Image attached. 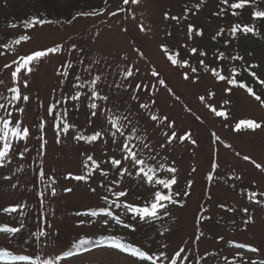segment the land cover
<instances>
[{
	"label": "rangeland",
	"instance_id": "374dc122",
	"mask_svg": "<svg viewBox=\"0 0 264 264\" xmlns=\"http://www.w3.org/2000/svg\"><path fill=\"white\" fill-rule=\"evenodd\" d=\"M9 1L11 0H0V19L10 15ZM13 1L20 2L21 0ZM111 1L106 12L97 15L77 16L71 23L37 25L35 28L22 31L13 29L12 35L18 38L21 35H27L31 39L23 41L20 45H12L11 50L0 48V52L4 53V55H0V80L4 81V84H0V95L9 97L12 95L10 92H6L7 88L12 86L10 75L12 69L1 71L4 64L11 63L13 59L30 54L35 50H44L59 43L72 44L75 35L79 31H83L88 37L87 43L92 45L97 55L105 56L116 63L122 62L121 64L125 68H133L134 76L125 82L132 87H129L127 91L124 89L117 90L119 94L116 96L120 98L117 100L124 101L126 106L124 112L128 110L135 117L134 125L138 129V133L134 135L146 136L148 138L146 142H151L161 156H166L168 164L178 168V173H175V176L177 175L182 181L180 184L177 183V186L181 187L183 183H187L186 191L182 189L184 192H189L187 197H175L182 206L175 208L170 219L166 218L159 229L162 244L168 242V247H172L171 251L178 248L180 244L189 246L193 239L199 236L195 234L198 231L203 232L199 243L201 253L205 252L206 254L203 264L213 263L214 256L207 253L223 246L225 241L257 247L260 249L259 254L264 256V210L260 205L258 206L247 199V195L251 191L264 192V172L256 169L251 162L255 160L256 163L264 166V104L257 101L245 89L239 87H233L231 93H226L225 89L230 87L226 82H218L210 73L199 74L203 68L198 62L200 59L205 60V58L198 54L190 56L195 60L193 66L198 68L199 79L196 83H193L192 79L185 80L183 78L185 71H188L190 76L195 77L196 74H192L189 68L173 66L167 60L161 48L163 45L162 34L167 31L171 35V40L177 42L171 27L174 25L183 27L182 23L171 19L173 16L181 17V15L175 14L180 13L176 7L180 4L177 2L193 6L191 3L200 2V0H140L136 4L130 0L126 5L123 0ZM163 10L165 11L163 12ZM112 12L117 14L112 16L110 15ZM166 13L168 19H165ZM186 14L190 19L189 10L184 15L186 16ZM206 16L207 14L203 12L201 22ZM195 22L200 24L197 20ZM141 26H143L144 31H141ZM193 30L196 31L195 28ZM178 32L180 33L178 43L181 46L184 41L182 40L184 34L181 35L179 29ZM79 38L84 39L82 35ZM163 38L166 39V37ZM192 38L193 42L186 41L185 44H190L199 50L201 47L206 48L204 46L206 42H202V38L195 34L192 35ZM262 38L251 35L244 40L264 47ZM5 43L12 44L11 41H0V44ZM125 57L127 59H124ZM262 58H264V52ZM59 62H61L59 53L50 54L48 57L35 62L32 65L33 72L27 77L29 87L23 89V92L28 94L30 99L28 102H21L18 105L25 109L24 113H16L11 108L9 110L13 111L14 116L18 117L24 126L31 130V137L34 128L36 136L41 133L39 120L44 122L43 140L46 143L43 170L47 177L51 174L53 177L57 176L58 195L56 194L51 198V206L54 215H56L54 231L56 232V229L61 228L64 232L59 237V246L63 247L65 246L64 241L69 238V235H65V233L67 232L66 228L71 227V222L67 221L64 216L57 218L58 214L63 215L64 212L73 207L78 210L86 208L91 205L90 199L93 197L88 194L90 192L87 189L80 187L82 185H74V183L64 181L61 178L67 171H77L79 157H76L78 149L74 145L71 148L64 146L63 140L68 135L57 136L58 129L53 127L54 123L58 122L53 119L55 113L53 116L48 115V108L54 102V95L61 97L62 94L67 95L74 91L69 83L66 87L69 86L70 90L67 89L65 93H55V90L60 91L61 89V77L58 75V70L63 71V67L57 69ZM153 70L159 72L160 75L153 77L151 75ZM84 73L89 77L87 72L84 71ZM159 80H164L167 84L160 85ZM136 83L149 85V88L136 92L135 95L138 99L132 100L131 96ZM151 85H156V87L153 89ZM210 92L215 93V95L209 97ZM201 96L205 97L204 102L199 99ZM153 100L155 104H152ZM225 100L229 103L225 104ZM141 103L149 104V109H141L139 107ZM74 104H77V109L73 110L67 104H63L58 106L59 112L62 113L64 106H66L65 108L68 110L67 119L70 122L73 119L76 120L79 127L86 130L82 132L91 134L94 130L107 128L103 116L90 117L91 110L87 107V102L81 100L80 102L75 101ZM206 105H211L217 111H224L227 114V119L216 116ZM150 114L158 115L161 118L166 116L168 119L163 125L157 127V122L150 120ZM89 118L94 121L92 126L88 124ZM244 120L255 121L261 127L252 130L242 126L239 131L234 130L235 125ZM169 122H174V130L178 136L190 133L191 139H186L184 142H180L178 139L174 140L171 145L161 150L159 143L165 141L162 132L171 131L166 127ZM210 136L212 139L216 136L220 139L217 140L216 144H213ZM105 138L108 139L107 145L98 141L92 147L88 146V151L94 150V158L98 160L107 159V156L104 155L105 152L108 156L119 157L120 153L112 145L110 138L107 136ZM58 139L59 142H57ZM192 140H195L196 143L193 144ZM31 142L39 148V138L37 140L31 139ZM133 142L136 143L137 141ZM29 145V140L16 144L15 154L12 156L14 158L5 167H0L4 175H11L10 179L0 177V208L5 203H21L23 200L29 204L33 202L31 199L34 198V193L31 192V187L29 186L27 190L23 188L34 183V181L20 175L19 177L16 174L18 173L17 169L28 162L31 154L29 150L25 153L26 156L23 160H17L16 155L25 146L29 149ZM213 153L216 155L215 160L218 168L212 181H209L210 184H207L204 181V175L209 169V162ZM244 156H249L251 159L245 161ZM236 176H240L241 179L236 180ZM215 177L219 178L214 179ZM222 178H224L223 184L220 180ZM190 183L191 186H189ZM13 184L16 185L15 188L12 187ZM127 187H132V185ZM66 188H71L72 191L68 194L64 193V195L62 191ZM174 190L176 189L174 188ZM257 199H264V197L258 196ZM221 204H224L225 207L221 208L219 206ZM229 207L236 209V211H227ZM245 207L248 208V213L241 211ZM249 215L252 216L253 222L245 224L244 220ZM205 216L210 217V219L197 220L198 217ZM98 225L102 226L103 220L99 221ZM165 228L169 231L161 235L160 233ZM22 238L23 233L20 234V239ZM221 238H223L222 242L218 243L217 241ZM15 247L16 251H26ZM242 250L239 252L242 254L245 264H250V261L254 260L252 257L255 253L245 248ZM0 264L30 263L23 260H6L0 261ZM59 264H139V262L129 255L104 245L86 252L76 253L68 258H61Z\"/></svg>",
	"mask_w": 264,
	"mask_h": 264
},
{
	"label": "snow or ice",
	"instance_id": "6c2138e0",
	"mask_svg": "<svg viewBox=\"0 0 264 264\" xmlns=\"http://www.w3.org/2000/svg\"><path fill=\"white\" fill-rule=\"evenodd\" d=\"M133 4L139 3L140 0H131ZM205 2V0H200L198 4L195 5L196 9H199L200 6ZM124 4H128L129 0H123ZM220 4L226 7L220 9L217 12V15H224L227 14L228 10H235V9H244L248 5H254L255 0H235V2H230V0H220ZM96 12H80L77 13L78 16H89V15H97ZM117 13L112 12L110 15L115 16ZM232 15H238L237 12L233 11ZM254 19H264V11H254L252 13ZM168 14H165V19H168ZM73 20L76 17L72 18ZM173 20H177L178 17H171ZM23 27L25 29H32L35 28L37 25L43 26L47 23H54V21L46 20L39 17H32L31 19L24 20ZM71 23V21H69ZM16 24H10V27L15 28ZM141 31H144L143 26H141ZM224 29L221 28L217 33L216 36L213 37L215 40L217 37L221 36L224 33ZM243 32L244 34L253 33L255 34V29L253 27H249L247 25L241 27L240 24L234 25L230 29V33L232 36H235L237 32ZM195 34L197 36H202V31H195L193 27L189 25V37L191 38L192 35ZM31 39L30 36L21 35L18 39L12 41V44H0V48L5 50H11L12 45H20L23 41H27ZM227 43V42H226ZM162 51L164 52L166 58L173 66L181 67V68H189L192 74H196L195 77L190 76L188 71L183 73V78L185 80L192 79L193 83H196L199 79L198 75V68L191 66L187 59L180 58L179 52H171L167 46L161 45ZM76 50V45L73 44L68 49V54L71 55L72 52ZM63 51L62 45H56L53 47H48L44 50H35L30 54H25L19 56L17 59H13L11 63H6L3 65L5 69H12L10 75L12 80V86L7 88V91L12 93L9 96L0 95V167H5L7 163L11 162L12 156L14 153V148L16 144L21 141H27L30 137V130L28 127L24 126L23 122L18 119V117L14 116L13 111L9 109H14L16 113L23 114L25 109L19 107L18 105L21 102H28L30 97L28 94L23 92V89H27L29 87V80L27 77L33 72L32 65L42 60L43 58L48 57L50 54L54 55L57 53H61ZM192 55H199L200 57H206L207 53L205 51H201L196 47H192L190 49ZM0 55H4L3 52H0ZM124 59H127L125 57ZM217 60H226L228 57L225 56L223 52H219ZM231 59L233 61L240 60L243 61V56L235 55L232 56ZM80 64H85L83 59L78 61ZM95 64H99L100 61H95ZM199 65L202 66L203 71L206 73H211V75L218 81V82H226L230 87L225 89L226 93H231L233 87H239L241 89H245L250 95L254 96L257 101H260L264 104V100L261 99L260 95H257L253 88L248 86L242 80H238L237 77L240 73L236 70V68H231L227 75L223 74V69L219 67H209L207 63H205L204 59L199 60ZM63 71L58 70V75L62 77L61 84L65 81H69V76L71 74L72 79L69 81L71 84V88L74 90L69 92L67 95L62 94L59 99L54 98V102L48 108V115L53 116L54 121L59 120V123H54V129H58L57 136L59 137L61 134L68 135L69 131L73 132L72 139L77 142H84L85 144H95L97 141H101L104 145L108 144V139L105 137L107 136L110 138L111 143L115 146L120 155L119 157L113 155L108 156L107 152L104 153L107 156V159H100L99 161L94 158L92 154H87L84 156L82 160V170L83 174L74 175L72 173H68L65 176V179L75 180L77 182L83 181L87 182L95 173H99L104 180H107L108 183L105 184L103 181L100 183L99 187L105 189L109 195H102L100 198L104 202V206L100 207L99 212L97 211H90L87 213H80L77 212V216H91L97 217L101 214L104 216L111 218L115 221L116 224H122L124 228H132L135 231V227L131 223H124L121 219V215L131 214V219L135 221L139 218L140 221H157L162 220L164 217L169 216L170 213L168 211L169 205H175L180 203L175 199V197L180 196L181 193L174 192L173 186L177 184V178L175 173L177 172L176 167L168 164L167 157L161 156L160 152L156 151L155 146L151 142H146L148 138L146 136H140L138 133L137 127L133 124L132 119L130 118L129 114L124 112H117L114 107H102L97 101L102 102H109L110 97L107 94H102L100 91V87L104 82L103 74H96L92 75V63L85 65L84 71L89 73L90 79H82L79 73H70V70L73 68L72 62L66 61L65 64L62 66ZM258 67V65H249L244 71L248 72L250 76H252L260 85L264 86V79H260L257 76V73L251 71L252 68ZM119 74L121 75L122 79L120 83H115V87L117 89L123 88L124 91H127L129 87H132L130 84H125L126 81L129 80L130 77L134 76V71L132 67H126L125 69H121ZM153 77H158L160 74L159 72L153 70L151 72ZM158 83L160 85H164V80H159ZM0 84H4L3 80H0ZM111 87V86H109ZM156 85H151V88H155ZM149 85L136 83L133 88V95L131 96L132 100H137L138 97L135 95L136 92L143 91L148 89ZM87 89V91H84ZM169 91H171L169 89ZM90 94V95H89ZM215 93H209V97H213ZM81 97H86L88 100L87 107L91 110L90 117L97 118L99 116H103L105 121L109 127L102 128L101 130H94L91 134H85L82 131L77 130V126L75 123L70 122L67 119L68 110L65 108L63 112H56L57 106H62L63 104L68 103L69 101H81ZM201 102L205 101V97H199ZM225 104L229 103V101L225 100ZM152 104H155V101H152ZM75 106V105H74ZM210 108V110L218 117H224L227 119V114L224 111H217L216 108L212 107L211 105H206ZM141 109H149L150 105L147 103L139 104ZM88 119L89 126L94 124L93 119ZM151 121L157 122V127L163 125L164 122L168 119L166 116L161 118L158 115L150 114L149 116ZM199 119V117H197ZM246 127L252 130L260 128L261 125L252 120H244L240 121L235 125L236 131L241 130V128ZM166 127L171 131H163L162 135L165 138L163 143H159V149L163 150L168 145H171L174 140H179L180 142H184L186 139H191L190 133H184L183 135L177 134L174 130V122H169ZM41 131L44 129V122L42 121L39 125ZM215 136V133H213ZM216 140L220 138L218 136L215 137ZM43 140V137H41ZM133 141H137L134 143ZM59 142V139L58 141ZM193 144L196 143L195 140L191 141ZM46 143V141L44 142ZM44 143L41 144V149L44 148ZM230 147V146H229ZM29 149L25 146L22 151H19V155L22 158L25 153H27ZM243 159L245 161L250 160L249 156H244ZM256 169H259L261 172H264V166L260 163H256L255 160L251 161ZM174 164V162H173ZM105 165L108 168H105ZM218 167V164L213 163L212 168L215 169ZM108 169L114 170L117 174L116 178L108 180L110 176V171ZM22 169H17V171H21ZM195 171V169H193ZM162 174H169L162 176ZM40 181H44L46 178L51 181L50 184L47 185L48 188L51 189V195H56V188L53 187L56 183L55 178L47 177L46 172L41 167V170L38 173ZM131 177L137 181L140 185H147L149 186L152 191L148 199L143 201L142 203H135L129 202V190L127 188H123L121 190H116L120 187L121 182L124 180L125 177ZM6 179H10V177H6ZM213 177L211 175L208 176V180H212ZM236 180L241 179L240 176L235 177ZM191 186V183L189 184ZM13 188L16 187L15 184L12 185ZM65 192H71V188L64 189ZM90 191L96 193L97 189L95 187H91ZM41 197L44 196V193H39ZM184 195H188L187 192ZM264 197V192H257L251 191L247 195V199L255 203L257 205L264 206V199H257V197ZM121 198H124L121 201ZM43 203V200L40 201ZM182 206V205H181ZM221 208H224L225 205H219ZM123 209V212L120 215L114 214L112 209ZM3 212H16L17 207H4L2 209ZM229 212H235L236 209L234 208H227ZM244 213H248V208L241 209ZM210 217H198L197 220H207ZM253 222V218L251 215L248 216L246 220H244L245 224H249ZM85 221L81 219L79 224H84ZM103 223L105 226L109 224L108 219H104ZM51 227V225H49ZM18 228L14 227H2L0 228V232L5 233H16L18 232ZM169 231V229L165 228L163 232L160 234L163 235L164 232ZM37 235V239L40 237H45L48 235L45 231H39ZM203 236V232L200 233L199 236H196L195 239L199 240ZM222 239V238H221ZM116 248H121L123 251H126L131 254L132 257L138 258L139 264H165V261L168 264H185V262L189 259L187 255V251L185 247H179L178 250L174 251L173 254L169 255L166 249L168 245H162V249L155 253H150L149 251L141 250L140 247L131 246V245H124L121 243H117L114 245ZM236 248L244 249L249 248L251 252L256 253L260 251L257 247H252L251 245L246 244H236ZM0 255L7 256V252H0ZM71 255V253H65V256ZM12 259H19V260H28L29 257L27 256H19L13 257ZM60 260V257L57 256L55 259H44L39 262V264H57V261ZM250 264H264V259L260 260L259 262L255 260H251Z\"/></svg>",
	"mask_w": 264,
	"mask_h": 264
},
{
	"label": "trees",
	"instance_id": "16d2710c",
	"mask_svg": "<svg viewBox=\"0 0 264 264\" xmlns=\"http://www.w3.org/2000/svg\"><path fill=\"white\" fill-rule=\"evenodd\" d=\"M112 1L111 0H21L20 2L16 1H9L8 5L10 7L9 13L7 18L0 19V41H13L17 39V36H14L11 34V31L13 29L17 30H26L23 27V21L27 19H31L32 17H39L46 20L54 21V23H47V24H59L64 22L72 21L73 17H77V13L80 12H96V13H104L106 12L108 6L110 5ZM230 2H235V0H230ZM180 5H176L177 9L180 11L177 14L186 17V19H181L178 21L181 17H179L176 21L178 23H182L183 27L185 28V24L189 23L192 27H197L196 31H202L203 35L200 36L203 41L206 42L204 46L206 48H201V51H205L207 53V56L205 58V63L209 65V67H219L223 69V74L227 75L229 73V70L231 68H236V70L240 73V75L237 77L238 80H242L245 82L248 86L252 87L254 92L257 95L261 96V99L264 100V86L260 85L252 76L248 74V72L244 71L245 68H247L249 65H258V67H254L251 69V71H254L257 73V76L260 77V79H264V58L263 52L264 47L258 46L257 43H249L244 40V38L250 37L251 35L258 36L259 38H262L264 40V19H254L252 16V13L254 11H264V0H255L254 5H248L244 9H235L231 10L229 9L227 14L224 15H217L216 13L220 11L221 8L226 7L224 5L220 4V0H205V2L200 6L198 10V16L195 14H192L193 11L196 10L195 5L199 2H196L193 4V6H189L183 2H177ZM186 3H189L186 1ZM192 4V3H191ZM126 5V4H125ZM192 9L193 11H190V19L183 15L184 11L186 9ZM166 10V8H164ZM163 10V12L165 11ZM235 11L238 13V15H232V12ZM203 12L207 14L206 18L203 22H201V17L203 15ZM199 21L200 24L196 23L195 21ZM10 24H16L17 26L15 28L10 27ZM240 24L241 27L247 25L249 27H253L255 29V34L248 33L244 34L243 32H237L235 36H232L230 33V29L236 25ZM180 26H172V29L174 30V35L177 40V42H174L169 39V36L167 37L166 34L164 37V41L166 43V46L170 49L171 52H179L180 58L187 59L189 61V64L193 66L195 60L190 57L192 54L189 52L191 47H181L179 45V35L178 32ZM223 28L225 31L224 33L217 37L215 40L213 39L214 36H216V33ZM80 35H82V38L80 39ZM86 33L83 31H79L75 37L72 44L66 43H59V45H62L63 51L59 53V56L61 58V62H59V68H62V66L65 64L66 61H71L73 64V68L70 70V73H79L82 77V79H90L84 73V67L85 65L92 63V75L96 74H103L104 82L100 87V91L102 94H107L110 97L109 102L105 103L102 101H97L98 104H100L102 107H114L117 112H124L125 102L120 101L116 95L119 94L117 89L115 87V83H120L122 77L119 74L121 69H125V66L120 63H116L114 60H111L105 56L97 55L95 53L93 47L91 44L87 43V36H85ZM167 40V41H166ZM227 42V43H226ZM76 45V50L72 52L71 55L68 54V49L73 45ZM174 44L176 46H174ZM219 52H223L228 59L226 60H217L216 57ZM240 55L243 56V61L235 60L233 61L231 59L232 56ZM105 57V58H103ZM80 59H83L85 61V64H80L78 61ZM100 61V63L97 65L94 62ZM116 64H119L118 66ZM58 68V69H59ZM5 68L1 69L3 71ZM202 72L205 73L202 69ZM89 74V73H88ZM87 77V78H86ZM72 76L70 74L69 81H71ZM62 80V77H61ZM69 81H65L63 85L61 84L60 87L62 88L63 93L66 92V90H70L69 86L66 87L67 84H69ZM115 82V83H114ZM111 86V87H109ZM87 91V89H86ZM56 92V90H55ZM58 92V91H57ZM90 95V94H89ZM85 98V97H83ZM75 101H69L66 103L69 107H72L73 110L77 109V104H74ZM88 103V100L86 101ZM260 102V101H259ZM73 103V104H72ZM75 105V106H74ZM66 107V106H65ZM77 107V108H76ZM127 109V108H126ZM124 113L129 114L130 118L133 121V124L135 122V117L127 111ZM74 114V113H73ZM59 123V120H57ZM104 124L105 127H109L105 121L104 118ZM72 123H75L77 126L78 131H86L79 127V125L76 123V120H72ZM73 132L70 130L68 136L65 137L63 140V144L66 147H72L75 146L76 149V157H79V163L77 167V171L74 172H67L64 173L61 178L64 179V181H70L74 183V185H82L80 187H84L87 189L90 193L93 199H90L91 205L87 208L82 209H75L74 207L70 210H67L64 212V216L66 217L67 221L71 222V227L66 228L67 232L65 235H68L71 233L70 241L73 239V237H76V241L73 243L71 242L68 250L69 251H75V250H82L87 249L95 245H99L101 243H112L113 245L117 243H121L124 245H131L140 247L141 250L149 251L150 253H155L158 251L159 245H169L168 242H164L162 244V236L159 235V229L161 228V225L163 222L167 219H170L171 214L173 213V210L175 208L179 207V204L175 205H169L168 211L170 213L169 216L164 217L162 220L157 221H140L139 218H137L135 221L131 219V214H127L122 216V220L124 223H131L135 227V231L132 230V228H124L122 224H116L115 221L113 225L109 229H101L97 226L90 227V222L95 223V219L99 218L97 217H91V216H77L76 213L83 211V212H90V211H97L99 212L100 207L104 206L103 200H98L101 195H107L105 189L100 188L99 185L103 181L105 184L108 183L107 180H104L103 177L99 175V173H95L87 182H77L75 180L71 179H65V176L68 173H72L74 175L83 174L82 170V160L84 159V156L87 154H92L94 156V150L88 151V146L92 147V145L85 144L84 142H77L72 139ZM43 137V136H42ZM43 143V142H42ZM43 151V149H42ZM69 158H71L69 156ZM106 159V158H105ZM41 160V159H40ZM212 159H210L209 162V169L205 173V182L209 184L208 176H212ZM39 167H36V163H32L30 168L32 169L28 175V178H32L34 183L32 185L34 186L35 190V196L37 198L34 208H37L39 211H42V214L44 215L43 218H48L49 214H53L52 206L50 203L51 199V189L47 187L48 184L51 183L49 179H45L43 182L39 179V171L41 170V167L43 168L42 163H38ZM105 168L107 169L108 166L105 165ZM73 169H75L73 167ZM110 171V176L108 180L111 178H116L117 174L114 170L108 169ZM49 177H53L51 174ZM126 180L133 179L131 177H125ZM128 184H132L129 183ZM134 184H138L137 181H135ZM53 186V185H52ZM96 186V193H93L90 191L91 187ZM176 190L174 192L181 193L180 196H182L184 193L181 189L178 187H173ZM185 188V185L184 187ZM132 191L135 193H131V195L134 196L136 199V203H142L146 199L149 198L150 193L152 189L147 185H136ZM87 191V192H88ZM43 192L44 196L41 197L39 193ZM68 193V192H65ZM109 194V193H108ZM177 196V197H180ZM94 198L96 200H94ZM43 200V203L40 201ZM177 200V199H176ZM17 204V203H16ZM24 203H18V205L22 206ZM181 205V204H180ZM51 206V208H50ZM4 207H9L8 205H5ZM200 211H203V209H200ZM46 216V217H45ZM83 219L85 221L84 224H79V221ZM56 229V228H55ZM64 233L62 229H56V232H51V237L56 236V240L58 241L59 236ZM195 234L200 235V232H196ZM69 238H66V242H68ZM31 237V241H32ZM200 240H196L195 238L190 243V245L180 244L179 247H185L187 251V255L189 259L185 262V264H202L203 260L205 259V252L201 253V246L199 245ZM222 239H219L217 242H222ZM34 242V241H33ZM39 241L38 239L35 240L34 245H38ZM172 248V247H170ZM121 249V248H120ZM175 250V251H176ZM228 251V252H226ZM38 256L43 259V253L39 252ZM214 256L213 263L211 264H230L231 260L236 257H233L229 250L228 246L223 244V246L215 249V254L211 255ZM165 264H168L166 261Z\"/></svg>",
	"mask_w": 264,
	"mask_h": 264
},
{
	"label": "bare ground",
	"instance_id": "6f19581e",
	"mask_svg": "<svg viewBox=\"0 0 264 264\" xmlns=\"http://www.w3.org/2000/svg\"><path fill=\"white\" fill-rule=\"evenodd\" d=\"M222 181V184H223V181H224V178L220 179Z\"/></svg>",
	"mask_w": 264,
	"mask_h": 264
}]
</instances>
